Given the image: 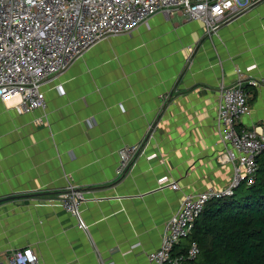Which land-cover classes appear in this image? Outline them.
I'll return each mask as SVG.
<instances>
[{"label": "crops", "instance_id": "obj_1", "mask_svg": "<svg viewBox=\"0 0 264 264\" xmlns=\"http://www.w3.org/2000/svg\"><path fill=\"white\" fill-rule=\"evenodd\" d=\"M204 29L158 12L44 83L43 109L19 113L17 98L0 100V264L24 247L45 264H148L184 194L228 185L217 85L240 68L256 84H244L250 110L237 127L264 124V0L210 38ZM143 139L116 176L120 148ZM163 177L179 188H159ZM69 184L85 191L87 231L56 198Z\"/></svg>", "mask_w": 264, "mask_h": 264}, {"label": "built area", "instance_id": "obj_2", "mask_svg": "<svg viewBox=\"0 0 264 264\" xmlns=\"http://www.w3.org/2000/svg\"><path fill=\"white\" fill-rule=\"evenodd\" d=\"M255 1L0 0V100L17 98L14 108L19 113L43 109L46 105L44 83L63 73L99 41L129 33L158 12L166 15L181 13L187 19L200 20L205 27L204 36L210 38ZM246 69H253V65ZM235 73L233 84L221 81L217 85L216 118L223 127V151L219 161L231 165V179L224 189L208 187L182 196L177 211L163 224L160 245L146 255L148 264H192L199 253L195 241L182 252H175L174 247L188 237L207 201L230 196L239 184L250 185L254 181L256 159L264 151V124L237 127L241 116L250 110L244 84L256 82L245 79L244 72L238 67ZM143 150L144 139L120 148L116 176H124ZM155 156L151 154L147 158ZM158 187L179 188L176 181L167 177L160 179ZM56 198L63 209L77 219L78 227L87 231L88 225L80 209L86 200L85 191L69 184ZM6 262L45 264L28 247L10 252Z\"/></svg>", "mask_w": 264, "mask_h": 264}, {"label": "trees", "instance_id": "obj_3", "mask_svg": "<svg viewBox=\"0 0 264 264\" xmlns=\"http://www.w3.org/2000/svg\"><path fill=\"white\" fill-rule=\"evenodd\" d=\"M256 162L253 183L208 200L175 252L195 241L199 253L192 264H264V151Z\"/></svg>", "mask_w": 264, "mask_h": 264}]
</instances>
